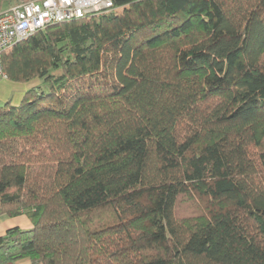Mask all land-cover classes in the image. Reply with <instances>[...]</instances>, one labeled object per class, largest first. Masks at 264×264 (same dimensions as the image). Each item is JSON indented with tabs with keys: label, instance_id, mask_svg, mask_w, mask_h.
Returning a JSON list of instances; mask_svg holds the SVG:
<instances>
[{
	"label": "trees",
	"instance_id": "16d2710c",
	"mask_svg": "<svg viewBox=\"0 0 264 264\" xmlns=\"http://www.w3.org/2000/svg\"><path fill=\"white\" fill-rule=\"evenodd\" d=\"M113 3L2 56L0 264H264V0Z\"/></svg>",
	"mask_w": 264,
	"mask_h": 264
},
{
	"label": "built area",
	"instance_id": "2783aa9c",
	"mask_svg": "<svg viewBox=\"0 0 264 264\" xmlns=\"http://www.w3.org/2000/svg\"><path fill=\"white\" fill-rule=\"evenodd\" d=\"M114 9L113 0H28L0 11V82L7 79L2 56L45 27Z\"/></svg>",
	"mask_w": 264,
	"mask_h": 264
},
{
	"label": "rangeland",
	"instance_id": "374dc122",
	"mask_svg": "<svg viewBox=\"0 0 264 264\" xmlns=\"http://www.w3.org/2000/svg\"><path fill=\"white\" fill-rule=\"evenodd\" d=\"M23 3V2H22ZM21 4V3H19ZM18 4L12 5H4L3 10L10 9ZM38 80L34 79L29 82H14L11 80H6L4 83L0 84V105H4L7 102H11L12 104H20L25 93L32 88H36L38 86ZM40 86L45 87L40 80ZM14 220H28L25 215L16 217Z\"/></svg>",
	"mask_w": 264,
	"mask_h": 264
},
{
	"label": "crops",
	"instance_id": "0c3cea01",
	"mask_svg": "<svg viewBox=\"0 0 264 264\" xmlns=\"http://www.w3.org/2000/svg\"><path fill=\"white\" fill-rule=\"evenodd\" d=\"M6 80L7 79L2 80L0 84L4 83ZM39 85H40V80H38V86ZM15 218L16 217H8L5 215L0 217V236L4 235L7 229L12 227H20L22 229H31L33 227L31 220H29L28 218H27L28 220H14ZM8 264H33V263L29 259H22Z\"/></svg>",
	"mask_w": 264,
	"mask_h": 264
}]
</instances>
